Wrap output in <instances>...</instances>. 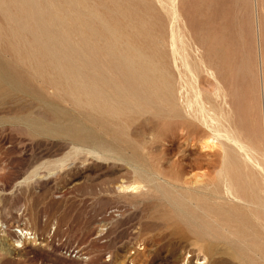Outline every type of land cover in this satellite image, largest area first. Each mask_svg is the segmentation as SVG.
Returning a JSON list of instances; mask_svg holds the SVG:
<instances>
[{
  "label": "rangeland",
  "instance_id": "374dc122",
  "mask_svg": "<svg viewBox=\"0 0 264 264\" xmlns=\"http://www.w3.org/2000/svg\"><path fill=\"white\" fill-rule=\"evenodd\" d=\"M29 1L36 5V9L23 17L27 18V33L23 34L21 29H16L18 36L32 37L35 34L40 36L48 30L57 29L54 26L48 29V25L44 26L39 23V27L33 30V22L37 21V18L42 20L44 18H101L98 23L100 27H107L112 23L122 28L130 24V19L143 21L147 24L146 30L142 32L147 35V38H144L146 45L166 52V62L164 60L162 62L168 64L169 71L171 70L169 75L173 73L174 77H180V80L178 77L176 80L181 81L183 85H180L181 87L187 88L190 98L192 96V99L195 98L193 93H196L199 77L203 78L201 87L203 85L204 88H202L207 89L209 94L214 92L213 78L208 76L210 74L209 69L206 70L207 67L213 72L215 70L216 74L219 72L217 74L219 77L223 75L220 79L224 78L227 84L231 81L232 85L229 84L231 86L229 87L233 88L232 94L236 98L235 107L238 106L237 109H241L242 111H239L243 115L238 111L236 116L238 121H236L240 128L242 127L241 130L245 137L250 134L252 136L253 133L257 139L256 135L260 134L257 142L259 146L263 144L264 147L263 87L260 78L261 52H264V0L263 2L258 0L259 3L257 0H84L82 4L73 0ZM5 19L0 14V33L15 29L12 28L15 27L13 24L8 23L9 26H5L4 22H7ZM205 33L206 36L202 35ZM200 35L204 39H201ZM188 36H190V41H188ZM86 37L91 39L90 36ZM205 37H208L207 42L209 43L205 42ZM199 38L201 42L197 43L198 40L200 41ZM202 40L205 41L202 42ZM199 43H204L203 45L207 43V45L203 47L202 44L199 46ZM197 44L199 48L206 49L199 50L198 46H195ZM89 45L92 46L91 43ZM213 45L217 48L216 50ZM194 47L197 49L196 52ZM0 49L3 55L9 58L8 60L11 61L18 74H26V78L31 81L30 84L34 85L33 87L37 90L42 87L43 79H40L31 69L37 64L36 61L30 59L32 65L27 60L24 63L17 61L18 53H12L7 44H1ZM174 49L177 50L175 53ZM211 49H214L212 50L213 56L210 54ZM182 50L185 51V55H183L184 52L181 54ZM204 51H207L208 55ZM197 55L204 62L206 61L208 65L206 68ZM180 56L184 57L185 61ZM185 56H188V60ZM211 57L215 58H213L214 62L221 60L219 62L221 65L217 64L219 67L215 65ZM224 57H227L225 58L227 61ZM173 58L175 62L172 61ZM180 58L182 60H179ZM198 58L199 60H196ZM186 60L187 63H185ZM210 61L213 62L214 68ZM237 63H239V69ZM211 69L210 72H212ZM203 70L205 72H202ZM220 72L221 75H219ZM224 75L230 76L227 79ZM181 78L187 83H183ZM248 81L252 84L249 83V87ZM245 84L247 87H244ZM178 85L176 86L180 87ZM226 90L225 94L229 91ZM42 91L50 98L52 106L45 105L36 96L25 99L22 93L11 86H4L0 90V264H251V262L264 264V226L262 227L264 210H261L263 207L241 204L238 210H233L232 214L235 217L230 215L233 218L231 221L232 218L227 214V210H231L229 204L223 201H217L218 203L210 201L207 203L208 207L205 206V210H199L203 213L196 211L197 216L200 217L197 220L199 226L196 227L195 221L187 222L182 218L185 213L191 214L192 206L189 204H195V199H185L187 202L183 200L185 208L182 210L171 207V172L168 171L167 174L163 171L170 168L169 164L179 154L176 149L171 148L170 142L161 141V139L155 141L150 135L137 137L121 132L115 138L108 137L109 147L106 144V149L94 150L85 145L81 146L83 149L77 148L61 130L59 131V128L68 129L70 132L88 128L102 136L106 135L105 131L90 123L88 117L90 111L78 108L72 101L59 98L53 89L45 91L42 87ZM249 95L254 99L250 100ZM242 99L246 101H240ZM259 111L262 114L259 115ZM259 116L263 121L257 119ZM27 118L31 119L34 125L31 122L26 123L24 120ZM255 121L263 122V126L260 125L261 123L256 124ZM254 123L258 128L254 126ZM114 125L120 128L123 124L119 123L117 126L114 122L112 126ZM164 132L165 130L160 128V133ZM137 139L139 142L136 141ZM109 148H111L110 152H108ZM114 149L116 152H113ZM193 149L191 153L197 155L201 152V145H196ZM89 150L94 152H89ZM136 154L140 156L139 161L127 159L130 155L137 157ZM260 160L264 163V158L261 157ZM140 164L148 170L158 167V172L162 174L161 178L167 180L170 186L169 191L162 193L158 191V193L150 189V192L146 190L147 192L142 191L137 194L130 190H123L120 185H129L134 179L137 180L134 172L136 166ZM256 171L254 176L257 179L254 184L257 191L263 194L264 191L261 190L264 189L262 187L264 172ZM256 174L259 175V179ZM260 179L263 180L259 181ZM153 184L166 185L167 183L157 179L149 186ZM259 193L256 198L261 195L260 198L264 199V194L259 195ZM217 207L220 211L216 209ZM260 215L262 218L259 217ZM204 220L211 222L207 221L209 222L207 224ZM214 224L216 226H213ZM205 225L214 229L212 231L210 228L213 234H210L211 231L208 232L210 229L206 230ZM199 230L205 232V237L195 235V232ZM219 237L223 241L221 238L219 240ZM238 242L243 245L246 242L245 245L248 247L244 246L248 249Z\"/></svg>",
  "mask_w": 264,
  "mask_h": 264
},
{
  "label": "bare ground",
  "instance_id": "6f19581e",
  "mask_svg": "<svg viewBox=\"0 0 264 264\" xmlns=\"http://www.w3.org/2000/svg\"><path fill=\"white\" fill-rule=\"evenodd\" d=\"M73 1H77L78 4H82L84 2V0H73ZM261 1L263 2V0ZM257 2H255V4ZM35 9H36V5H33V3H31L29 0H0V14L3 15L4 18H6L5 20L7 21V22H4L5 26H9L12 24L15 25V27H12V28H15L14 30H9V31L0 33V45L7 44L9 50L12 53L13 52L18 53L17 61H21L23 63L25 60L31 63L30 59L36 61L37 64L33 65L31 69H33V71L36 73L37 76L40 77V79H43L44 81L42 84L43 89L45 91L46 89H53L59 98L72 101V103H74L78 108H82V109H86L90 111V114L88 116L90 123L101 127L106 133L105 136H102L99 133L93 130H90L88 128H83V129L77 130L76 132H70L68 129L62 130L59 128V131L61 130V132H63L65 137L72 141L74 146L79 148L82 145H85L94 150L95 149L98 150V148L100 149L105 148L108 146L107 144L108 137L115 138L121 132L126 133V134L130 133L131 136L134 135L137 137H141L143 135H146L144 137H147L148 135H150L155 141H158V139H161V141H165V142L167 141L168 143L170 142L171 148L176 149L179 154V156L176 157L174 160H172L171 164H169L170 168L165 169L163 171V173H167L168 171L171 172V207L174 206L175 208L182 210L183 208H185V204L183 203V200L184 201L185 199L186 200L187 199L196 200L195 204L194 203L189 204L192 206L191 214L189 213L188 215L185 213L182 215V218L186 219L187 222H190V220H193L197 224V220L200 217L197 216L198 214L196 211L205 210V206H207L208 205L207 203H209L210 201H212V203L214 201L215 202L223 201L229 204L231 210H227L228 217H230V215L234 212L233 210H238L239 207H241L240 206L241 204L243 206L253 205L254 207L256 206L257 208L263 207L261 210H264V202H261V200H264V199H262V197L260 198L261 196L260 194L262 193H259V191H257L256 186L254 184V181L257 179L254 176L255 171L259 170V172L260 171L264 172V163H262L260 160L261 157L264 158V147H263V144L262 146L261 145L259 146L257 142V139L260 137L259 136L260 134L258 135L259 137L256 135L257 139L255 138V136H253V133H252V136L250 133H249L250 135H247V137L243 135L242 130H241L242 127L240 128L237 122L238 120L236 119L238 111L241 109H237L238 106L237 108L235 107L236 98H235V95L232 94L233 88L232 89L230 88L231 87L230 85H232L230 83L231 81L229 82L230 84L229 85L226 83V80L224 78H221L223 79L221 80L220 77H223V75L219 77L217 75L219 72H217V74L214 73L215 70L213 72L211 68H208L207 67L208 65H206L205 63L206 61L204 62L200 58V56L197 55L202 60V64L205 65L204 67L205 68L207 67L206 70L208 71L209 69L210 75L208 76H211L213 78L214 83H212V86H214V92H211V94H209L210 92L207 91V89L206 90L203 89L204 86L202 85L203 88L201 87L203 78L199 77L198 85H196V87L198 86L197 90L194 88L196 93H193V95L195 94V98L192 99L193 96L190 98L188 96L189 91L187 90V88L184 89L183 87L180 86L182 85L180 83L181 81L180 82L178 81L179 85L177 84L178 82L176 79L179 78L180 80V77L175 76L176 77L175 78L172 75L173 73L169 75V72L171 70L169 71V68L167 66L168 64L162 62L163 60L165 61L167 59L166 52L157 50V48L155 47L146 45L144 38H147V35L142 32L143 30H146L147 24H144L143 21H137L138 19H133V20L130 19L129 20L130 24L122 28L112 23L109 24L107 27H100L98 23L101 18H44V20L35 18L39 22L37 21L33 22V26H32L33 30L39 27V23H41L44 26L48 25V29H50L52 26H54L57 29L48 30L45 34H42L40 36L36 34L33 35L32 37H27L26 35L24 37H22V35L18 36V32L16 29H21L23 34L24 32L27 33V25H26L27 18H23V17L26 14L34 11ZM205 24L207 25V23ZM207 27H209V25ZM213 28L212 30H214ZM217 30L219 31V28ZM193 35H195V32H193ZM193 35L191 36L193 37ZM202 35L206 36V33ZM86 36H90L91 39L87 38ZM208 37H205L206 41L202 40V42L203 41L207 42ZM189 38L190 36H188V39ZM196 38H198V36ZM200 38H201V35H200ZM201 39H204V38H201ZM201 39L200 41L198 40L197 43L201 42ZM208 39L210 40V37ZM188 41H190V39ZM182 42H183L182 44H184L183 40ZM90 43L92 44V46L89 45ZM185 43H187V41H185ZM207 43H209V41ZM207 43L205 45H207ZM174 44H175V41H174ZM200 44L202 43H199V46H201ZM203 44L202 46L204 47L205 45ZM187 46L189 48V45ZM195 46L197 47L198 44ZM199 46H198L199 50L203 48V47L199 48ZM85 47H90V48H85ZM196 47H194L195 52L197 51ZM34 48H36L37 50L35 51ZM214 48L215 50L217 49L215 46ZM183 50L181 54L184 52L183 55H185V51L187 52V48L185 51ZM212 50L214 51V49H211V53H210L211 55L214 54L212 53ZM176 51L177 50L174 49V53ZM206 52L205 54H207ZM261 53L260 54L262 55L261 56L262 60L260 63L262 65V68H261L260 78L262 80L261 84L263 87L262 94H263V112H264V69H263V66H264L263 65L264 64L263 53L264 52H261ZM251 54H253V52ZM218 55L216 54V56ZM229 55H230V52H229ZM254 55L256 54L254 53ZM171 57H173V55ZM218 57H221V55ZM234 57H233V60L235 59ZM181 58H184V57H181ZM181 58L179 60H182ZM186 58L188 60V56ZM199 58L196 60H199ZM209 58L207 59L208 61H209ZM211 58H212L211 60H213L214 62L215 58L214 57H211ZM225 58L227 57H224V59ZM8 59L6 56L3 55L0 49V87L2 86L0 90L4 86L6 87L11 86L16 91L22 93L25 99L30 98V96H36L40 100H42V102L45 105L52 106V104L50 103V98L45 94V92L42 91V87L39 90L33 87L34 85L30 84L31 81L28 78H26L25 76L26 74H18V72H16V68L12 65L11 61ZM173 59L172 61L175 62V59L174 60ZM190 59L191 57L189 58V60ZM194 59H195V55H194ZM187 60L185 63H187ZM184 61H185V58H184ZM215 61L218 62V63L214 62L215 65L217 64L219 65V62L221 60L219 61L218 59V61L217 60ZM213 62L210 61V64L212 65V67L214 66L212 64ZM239 63H237V65ZM224 64L225 63H223V65ZM189 65H192V64L190 63ZM183 66L181 67L183 68ZM232 66L233 65H231V67ZM231 67H229V69ZM237 67L239 69V65ZM189 68L191 69V66ZM210 69L212 72H210ZM218 70L220 71V69ZM202 72H205V71L203 70ZM221 72L223 73L224 70ZM221 72L219 75H221ZM180 73L184 74L183 72H180ZM185 76H188V75L185 74ZM226 76L228 79V76L230 75H226ZM182 79L183 78H181V80ZM194 82L196 83L197 81H195L194 79ZM183 83H187V82L183 81ZM238 83H239V80H238ZM249 83L250 81H248V87L250 86ZM175 84L180 87H177ZM190 84H194V83H190ZM241 85L242 83L240 84V86ZM246 85L247 84H245L244 87H247ZM223 88L225 90L227 89L226 91L228 90L229 91L225 94L224 93L225 90ZM223 90L224 92L222 93ZM240 91H243V90H240ZM253 99L251 97L250 100H253ZM240 101L244 102L246 100L243 101L242 99ZM249 111L251 112V110ZM253 112H254V109H253ZM258 113L260 115L261 112L259 111ZM248 116H250V114H248ZM257 119H260V116ZM30 120L31 119L27 118L24 121L26 123H29L31 122ZM246 120H250V119H246ZM260 120L263 121L262 119ZM114 122L117 124V126H119V123L123 125L120 128H116L115 125H114L115 127L112 126ZM260 123L256 122V124L258 125ZM262 123L260 125H262ZM250 125L252 126L251 121H250ZM254 126H256L255 123H254ZM160 128L165 130L163 134L160 133ZM256 128H258V126H256ZM50 129H54V128L50 127ZM252 129H249V130H252ZM259 129H257V131H260ZM54 130H51V131H54ZM247 132L248 130L246 131V133ZM257 133H260V132H257ZM144 139L146 140V138ZM136 141L139 142L138 139ZM260 141L262 140L260 139ZM144 143L146 144V141ZM140 144H141V141H140ZM196 145H201V152L198 153L197 155H193L191 152H193L194 150L193 147ZM132 147L134 148L135 146H132ZM144 148H146V146ZM74 149L75 148H73V150ZM81 149L83 148L81 147ZM110 149L111 148H109L108 152H110ZM89 152H94V151L89 150ZM113 152H116V150ZM136 155L137 157L135 155L134 156L130 155V157H128L127 159L130 161H134V160L139 161L138 159H140L139 158L140 156H138L139 154H136ZM156 168L158 169V167ZM157 169L148 170L145 167H142V164H140V166H136V169L134 172V175L136 174L137 180L135 181L134 179L135 182L133 181L129 185L123 186L122 184L120 186L123 188V190L124 189L130 190L131 192H134V193L142 192V191L145 192L146 190L150 192V189H152L153 191H157V192L161 191V193L165 191L168 192L169 191L168 189L170 186L168 185L167 180H164L163 178H161L162 174L159 173ZM258 174H256V177L261 175V174L259 175ZM157 179H160L166 182L167 184L166 185L165 184L164 185H160V184L154 185L153 184V186H149L151 183L155 182ZM261 180L263 179H260L259 181ZM263 182L264 180L262 181V183ZM120 186L119 188H121ZM262 187H264L263 184H262ZM259 190L261 189L259 188ZM261 191H264V189ZM257 193H259L260 195L258 197L259 199H261L260 202H259V199L256 198L258 196ZM188 201H191V200H188ZM192 204H194L195 206ZM186 205L189 206L188 204ZM193 206L195 210L193 209ZM225 208H227V206ZM216 209H218V207ZM208 210L210 209L208 208ZM213 211H215V209ZM218 211H220V209H218ZM249 211L251 210L249 209ZM255 216L257 217V215ZM255 216H253L254 219H256ZM261 216L262 215H260L259 217ZM225 217H227V215H225ZM231 221H233V218L231 219ZM201 223L206 224L203 222ZM198 226H199V222L196 227ZM206 226L208 225H205V228L208 231L211 227L208 228ZM213 226H216V224H214ZM263 226H264V223H262V227ZM211 229L208 232H210ZM220 229L221 231L223 230L222 227ZM213 230L214 229H212V231ZM212 231L210 234H213ZM202 232L203 231H200V230L196 231L195 235L197 237H202L205 234V232L203 233ZM234 234H238V233H234ZM222 236H223L222 238H224V235ZM32 238L34 237L32 236ZM208 238L209 237H207V239ZM220 238L221 237H219L218 239L221 240L222 238L221 239ZM243 238L246 239L245 237ZM256 238L258 239V237ZM234 241H235V238H234ZM258 242L255 241V243H258ZM245 244L247 243L245 242L244 245ZM244 245L243 247L246 246ZM239 250L241 251V249ZM235 254H236V251H235ZM245 260H247V258ZM246 262L248 263V261ZM251 264L253 263L251 262Z\"/></svg>",
  "mask_w": 264,
  "mask_h": 264
}]
</instances>
